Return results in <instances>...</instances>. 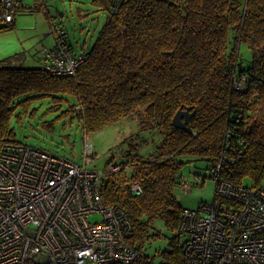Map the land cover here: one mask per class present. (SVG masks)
I'll list each match as a JSON object with an SVG mask.
<instances>
[{
	"label": "trees",
	"instance_id": "obj_1",
	"mask_svg": "<svg viewBox=\"0 0 264 264\" xmlns=\"http://www.w3.org/2000/svg\"><path fill=\"white\" fill-rule=\"evenodd\" d=\"M95 1L108 9L107 18L74 76L42 70L43 55L37 68L25 67L21 54L0 60V152L18 143L13 120L36 119L43 102L55 105L48 113L76 118L86 135L135 117L154 148L139 154L141 143L125 140L130 159L123 163L132 173L104 176L101 202L127 213V243L141 254L132 264H155L144 248L160 237L152 234L158 220L173 233L160 264H180L184 208L176 190L188 193L207 178L216 182L210 172L224 158L223 181L246 186L248 179L246 187H257L264 180V0ZM20 3L15 16L25 11ZM38 9L44 6L30 11ZM13 28V22L0 24V34ZM243 44L252 53L248 65ZM186 108L194 113L190 131L172 126L175 113ZM184 159L208 163L209 176L183 178ZM130 181L140 183L141 194L127 188Z\"/></svg>",
	"mask_w": 264,
	"mask_h": 264
},
{
	"label": "built area",
	"instance_id": "obj_2",
	"mask_svg": "<svg viewBox=\"0 0 264 264\" xmlns=\"http://www.w3.org/2000/svg\"><path fill=\"white\" fill-rule=\"evenodd\" d=\"M20 5L25 11L36 7ZM17 6L16 0H0V24L14 22ZM51 21L49 33L56 44L43 52L41 68L54 76H74L86 56L73 51L57 18ZM85 142L83 165L27 145H3L0 264H132L141 257L140 250L127 243L132 234L127 213L116 204L101 202L99 190L104 176L127 177L132 167L110 161L105 174L88 170L94 154L89 137ZM225 159L210 172L219 199L182 210L180 264H264V180L257 187L223 181L219 172ZM182 186L187 192L191 187ZM127 188L142 193L136 181ZM92 216L99 220L91 222Z\"/></svg>",
	"mask_w": 264,
	"mask_h": 264
},
{
	"label": "rangeland",
	"instance_id": "obj_3",
	"mask_svg": "<svg viewBox=\"0 0 264 264\" xmlns=\"http://www.w3.org/2000/svg\"><path fill=\"white\" fill-rule=\"evenodd\" d=\"M49 2V4L47 3ZM40 7L47 3V11L52 17H60L69 35L73 49L77 55L85 54L93 47L98 31L102 29L108 9L95 0H23L26 7L33 4ZM35 11V10H34ZM30 11V12H34ZM21 12L17 18L18 24L11 31L0 34V60L6 59L15 54H21L25 67L38 66V57L44 46L52 47L53 35H46L43 29L50 31L46 21V14ZM51 17V20H52ZM49 20V21H51ZM52 22V21H51ZM48 27V28H47ZM240 54L243 62L252 59V53L245 44L241 46ZM44 103V104H43ZM39 106L36 119H23L18 123L13 120L12 127L16 141L30 147L45 150L59 158L67 159L79 165L84 164L85 149L87 147L88 135L81 130V126L76 118H71L70 114L48 113L47 108H54V103L43 102ZM38 102L34 106H37ZM38 107V106H37ZM64 106L62 110H66ZM60 115L62 116L61 119ZM45 124V125H43ZM135 117L124 118L116 124L104 128V130L89 135L90 146L93 149V161L87 165L88 170L107 172V164L110 161L123 163L130 159L126 154L130 150L128 142L133 138L136 143L140 142L139 154H148L154 148V140L149 133H142ZM146 141V142H143ZM187 161V162H186ZM185 164L181 170L183 178H190L193 175L209 176V164L193 159L183 161ZM106 177H103L105 179ZM217 183L207 178L203 184L193 187L188 193L176 190V199L184 209H197L200 204H210L214 200ZM251 186L250 180L243 183ZM91 222L99 220L98 216L90 217ZM153 233H159V238L149 240L145 246L144 254L155 264L163 262V253L169 250L170 240L173 233L168 230L162 220L155 223Z\"/></svg>",
	"mask_w": 264,
	"mask_h": 264
},
{
	"label": "crops",
	"instance_id": "obj_4",
	"mask_svg": "<svg viewBox=\"0 0 264 264\" xmlns=\"http://www.w3.org/2000/svg\"><path fill=\"white\" fill-rule=\"evenodd\" d=\"M21 2H23V0H21ZM48 4H49V2H47ZM47 3L46 4H43L44 5V11H45V14H46V16H45V18H46V21L45 22H47V24H48V27L50 28L51 27V25H52V22L51 21H49V20H51V15L49 14V12L47 11V9L46 8H48V6H47ZM38 5H39V3H38ZM37 6V5H36ZM40 6V5H39ZM43 8V7H42ZM39 10V9H38ZM43 10H39V11H34L35 13L37 12V13H42V11ZM24 12H30V11H24ZM34 12H30V13H34ZM21 13V12H20ZM20 13H18L16 16H15V20H14V22H13V24H14V28H15V26H17V22H18V20H17V18H18V16H19V14ZM53 18H57V21H58V24L59 25H61L62 27H64V29L66 30V27H65V25H64V23H63V21H61L60 19V17L58 16V17H53ZM47 27V28H48ZM50 32V31H49ZM47 33V30H44L43 29V33L44 34H46V35H53L52 33ZM66 32H67V30H66ZM68 34V33H67ZM53 44H52V47H49V48H47V46H44V49L41 51V56L43 55V52H47V51H51V50H53L54 48H55V37H54V35H53ZM71 45V44H70ZM89 52V51H88ZM88 52H85L86 54L88 53ZM85 55V54H84ZM88 137H89V135H88Z\"/></svg>",
	"mask_w": 264,
	"mask_h": 264
},
{
	"label": "water",
	"instance_id": "obj_5",
	"mask_svg": "<svg viewBox=\"0 0 264 264\" xmlns=\"http://www.w3.org/2000/svg\"><path fill=\"white\" fill-rule=\"evenodd\" d=\"M176 115L174 116L173 119V125L175 128L179 129H187L191 130L189 128V123L191 118L193 117L194 113L191 112L190 108H186L185 110L180 109L178 112L175 113Z\"/></svg>",
	"mask_w": 264,
	"mask_h": 264
}]
</instances>
